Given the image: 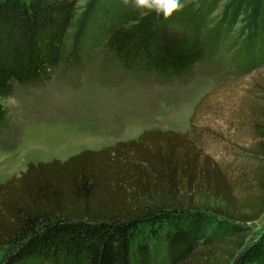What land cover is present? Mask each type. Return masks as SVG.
Instances as JSON below:
<instances>
[{
	"label": "trees",
	"instance_id": "trees-1",
	"mask_svg": "<svg viewBox=\"0 0 264 264\" xmlns=\"http://www.w3.org/2000/svg\"><path fill=\"white\" fill-rule=\"evenodd\" d=\"M79 1L0 0V136L8 126L3 100L17 86L48 83L61 64L83 69L93 56L89 22L66 43ZM189 1L167 20L138 12L105 26L104 60L163 80L187 75L204 56L188 30L197 20ZM226 14L243 15L249 40H264V0H230ZM253 115L263 162L251 176L257 192L249 212L233 217L231 205L211 213L195 205L182 181L231 204L240 179L194 152L189 133L149 128L65 160L29 162L1 182L0 264H155L159 253L173 264H264V230L247 240L243 225L264 212V105Z\"/></svg>",
	"mask_w": 264,
	"mask_h": 264
},
{
	"label": "rangeland",
	"instance_id": "rangeland-1",
	"mask_svg": "<svg viewBox=\"0 0 264 264\" xmlns=\"http://www.w3.org/2000/svg\"><path fill=\"white\" fill-rule=\"evenodd\" d=\"M229 1H189L196 7L186 8L197 20L190 21L188 30L202 43L204 56L187 75L163 80L131 73L103 58L105 26H119L138 11L122 0H80L66 43L72 44L78 28L89 22L86 41L97 39L98 47L85 68L61 64L48 83L17 86L3 100L8 126L0 136V183L19 176L29 162L65 160L159 128L189 133L194 152L210 156L240 179L231 204L208 190L188 189L181 180V191L194 196L195 205L210 213L231 205L227 212L233 217L249 212L247 204L257 192L251 176L263 162L255 156L259 139L251 125L253 109L264 105L258 85L264 83V40H249L243 15L226 18ZM243 225L247 240L258 237L264 212ZM155 264L173 263L159 253Z\"/></svg>",
	"mask_w": 264,
	"mask_h": 264
},
{
	"label": "clouds",
	"instance_id": "clouds-1",
	"mask_svg": "<svg viewBox=\"0 0 264 264\" xmlns=\"http://www.w3.org/2000/svg\"><path fill=\"white\" fill-rule=\"evenodd\" d=\"M122 3L126 7H132L142 16L154 12L157 16L162 14L165 20L171 18L175 13L183 11L185 7V3H182L181 0H122Z\"/></svg>",
	"mask_w": 264,
	"mask_h": 264
}]
</instances>
